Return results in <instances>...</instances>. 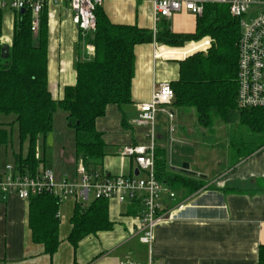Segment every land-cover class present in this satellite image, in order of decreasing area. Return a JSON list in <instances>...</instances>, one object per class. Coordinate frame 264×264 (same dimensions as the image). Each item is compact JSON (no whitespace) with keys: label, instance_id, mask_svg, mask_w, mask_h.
<instances>
[{"label":"crops","instance_id":"0c3cea01","mask_svg":"<svg viewBox=\"0 0 264 264\" xmlns=\"http://www.w3.org/2000/svg\"><path fill=\"white\" fill-rule=\"evenodd\" d=\"M12 1L0 0V43L9 47L19 12L12 8ZM102 7L113 23L137 25L152 29L154 33L162 25L175 33H192L196 29L198 16L188 11L177 12L171 18H162L155 23L152 3L147 0H105ZM42 14L47 20L48 87L59 99L66 86L76 84V66L81 56L85 58L91 54L81 44V33L73 22L69 0H49ZM209 39L198 42L199 46L207 48ZM190 43L193 41L185 44ZM168 47L180 48L156 40L136 46L131 88L133 102L122 107L110 105L106 115L96 121L97 129L104 133L108 143L102 167L107 177L139 175H135L134 160L122 155L121 150L126 145L148 143L149 127L134 123L138 105L149 101L160 83H171L179 77L178 58L189 52L186 53L185 47ZM171 109L175 112L173 121L164 113L158 114L156 151L164 149L165 154L169 144L170 149L178 141L188 144L190 137L192 139L196 134L194 128L186 125V129L183 125L182 118L187 113L181 114L174 105ZM58 116L63 121L60 135L52 139L58 151L50 161L45 148L43 169L52 170L58 179L74 178L78 176L76 170L81 163L76 157L75 132L68 126L66 112L58 109L54 123ZM123 117H126L125 122ZM54 128L51 133L57 134ZM227 159L212 179L206 172L191 170L190 162L189 170L193 174L174 169L181 168L185 160L173 168L170 166L171 175H177L179 183H162L181 193L173 190L177 198L170 200L164 196L163 204L165 209L175 210L176 217L155 227L152 245L139 238L144 209L141 198L124 202L114 198L108 200L112 228L85 236L75 248L68 241V235L77 202L68 198L59 210L60 244L54 254H48L42 244L33 240L29 200L13 193L0 203V264H119L120 261L135 264H149L150 261L151 264H260L259 248L264 245V146L236 164L231 163L230 153ZM6 165L0 166V170ZM181 180L187 181L186 186ZM194 182L203 185L193 193H187ZM181 204L183 207L177 209Z\"/></svg>","mask_w":264,"mask_h":264},{"label":"trees","instance_id":"16d2710c","mask_svg":"<svg viewBox=\"0 0 264 264\" xmlns=\"http://www.w3.org/2000/svg\"><path fill=\"white\" fill-rule=\"evenodd\" d=\"M102 8L96 10V30L81 38V44L93 45L94 52L85 58L81 56L76 66V84L66 86L59 99L48 87L47 20L43 14L36 33L32 30L31 9L18 10L7 58L1 56L3 44L0 43V114L16 116L20 143H28L25 155L23 152L15 154L18 170L31 175L40 172L46 160V140L53 130L55 114L62 109L67 114L68 126L75 132L77 159L89 173L107 177L102 167L108 143L104 133L97 129L96 121L106 115L110 105L122 107L133 102L131 88L135 74V48L154 40L184 48L186 42L210 37L211 45L206 52L197 49L178 58L179 77L170 83L175 92L172 105L183 115L194 109L197 121L204 126L222 118L226 123L247 127L252 137L245 141L234 137L230 141L232 164L264 146V108L241 109L237 104L241 24L231 15L227 5L207 3L203 14L197 17L196 29L192 33H175L166 25L154 33L152 29L137 25L116 24ZM125 121L126 117H123ZM7 125L0 122V145L9 141ZM155 162L157 179L179 183L177 175H171L164 149H157ZM181 182L186 186L187 181ZM202 185L194 182L189 188L194 192ZM76 202L68 235V241L75 248L85 236L113 226L108 199H93L88 205ZM29 203L33 240L52 255L61 241V203L50 193L32 196ZM259 262L264 264V245L259 248Z\"/></svg>","mask_w":264,"mask_h":264},{"label":"built area","instance_id":"2783aa9c","mask_svg":"<svg viewBox=\"0 0 264 264\" xmlns=\"http://www.w3.org/2000/svg\"><path fill=\"white\" fill-rule=\"evenodd\" d=\"M49 0H13L12 8L32 11V30L38 31L41 15ZM145 1V0H140ZM152 3L155 23L162 18H171L175 13L188 11L197 16L203 14L207 3L224 4L230 13L238 18L241 24L238 59V94L237 104L241 109L264 108V0H147ZM73 22L82 36L96 30V10L102 7L105 0H69ZM256 14L251 21H244L246 16ZM211 45V40H210ZM209 45V47H210ZM92 54L94 46L87 45ZM175 92L169 82H162L152 92L149 101L138 105L134 119L136 125L149 127L148 143L143 145H126L121 154L134 160L139 170L138 176L106 177L98 173H89L80 163L77 177L67 176L58 179L50 169H41L35 175L22 173L13 164H7L0 170V203L11 194L29 200L32 196L50 193L62 204L66 199L76 201L93 199H117L124 202L128 199L141 198L144 209L140 217V240L152 245L155 227L162 222L171 221L175 210L165 209L163 197L175 200L176 193L156 177V141L158 114L164 113L170 121L175 119L171 109ZM172 131V128H171ZM141 173V174H140ZM142 174L145 177H142ZM179 205L177 209L182 208ZM150 261L149 264H151ZM119 264H135L120 261Z\"/></svg>","mask_w":264,"mask_h":264},{"label":"rangeland","instance_id":"374dc122","mask_svg":"<svg viewBox=\"0 0 264 264\" xmlns=\"http://www.w3.org/2000/svg\"><path fill=\"white\" fill-rule=\"evenodd\" d=\"M256 14H250L244 18V21H251L252 18L255 17ZM82 38H86V36H82ZM205 38V37H204ZM203 39V38H202ZM200 39L199 41H201ZM193 41V42H199ZM204 43L208 44V40H205ZM88 44H85L87 48ZM186 45V44H185ZM183 45L182 47H184ZM203 49L204 47L199 46L198 43H190L186 45L184 50L187 52H192L197 49ZM208 48L200 51L206 52ZM199 52V51H198ZM190 112L185 114L182 118V122L184 123V127L187 129L188 127H192L196 130V134L190 137L188 144L184 141V143L175 142L171 145L167 146L166 149V158L168 164L174 167L175 164L181 163L182 160H185V163L190 162L191 170H200L206 172L209 175V178H215L220 170H222V165L226 162L227 157L230 152L229 144L231 139L234 137L249 139L248 137H252L250 135V131L244 125L239 123H226L222 118H217L213 121L209 126H202L197 121L196 112L194 109H190ZM16 116L14 114H0V122L8 123L6 126L9 130V141L5 145H0V166H4L6 164L15 165V154L19 152H23V154L27 153L28 143L25 141L22 145L20 143L19 138V130L18 124L15 122ZM61 116H58L54 123V130L57 131L50 133L48 136V141L46 143V150L48 154V159L51 161L52 156L56 154V149L53 146L52 139L54 137L59 136L60 125L62 123ZM187 125V126H186ZM249 134V135H248ZM241 139V140H242ZM53 159H56L54 156ZM183 164V163H182ZM43 170V166L41 168ZM145 177V175H142ZM173 188L176 185L172 186ZM177 194L181 193V191L177 189H173ZM192 189L188 190L187 193L191 194L193 192ZM93 201V196H91L88 200H82L83 205H88ZM64 236V234H63Z\"/></svg>","mask_w":264,"mask_h":264},{"label":"water","instance_id":"95a60500","mask_svg":"<svg viewBox=\"0 0 264 264\" xmlns=\"http://www.w3.org/2000/svg\"><path fill=\"white\" fill-rule=\"evenodd\" d=\"M24 9H22L23 11ZM9 52H10V47L9 45H3L2 50H1V56L2 58H7L9 56ZM173 168V167H172ZM175 170H179L182 172H185L187 174H193V172H191L189 170V164L188 163H184L183 166L181 168H174ZM139 174V170L136 169L135 171V175Z\"/></svg>","mask_w":264,"mask_h":264}]
</instances>
